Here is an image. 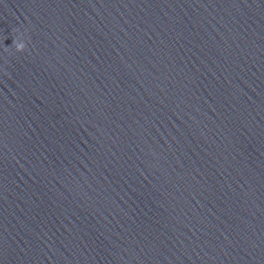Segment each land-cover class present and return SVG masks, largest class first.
Here are the masks:
<instances>
[{
	"label": "clouds",
	"instance_id": "9594fccd",
	"mask_svg": "<svg viewBox=\"0 0 264 264\" xmlns=\"http://www.w3.org/2000/svg\"><path fill=\"white\" fill-rule=\"evenodd\" d=\"M12 46L15 48L16 52H24L26 50V43L22 38H15L13 39ZM6 52L9 51V48L6 47L4 49Z\"/></svg>",
	"mask_w": 264,
	"mask_h": 264
}]
</instances>
